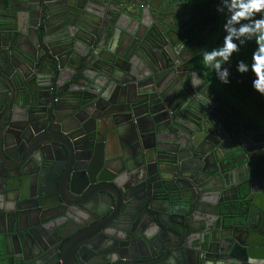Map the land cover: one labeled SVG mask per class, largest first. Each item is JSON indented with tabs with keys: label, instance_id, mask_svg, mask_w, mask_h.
I'll use <instances>...</instances> for the list:
<instances>
[{
	"label": "flooded vegetation",
	"instance_id": "af4514ba",
	"mask_svg": "<svg viewBox=\"0 0 264 264\" xmlns=\"http://www.w3.org/2000/svg\"><path fill=\"white\" fill-rule=\"evenodd\" d=\"M229 15L223 0H0V34L8 31L13 35L10 42L0 36V97L5 98L0 105V264H40L44 258L70 263L75 248L67 243H76L69 238L77 237L80 228L97 233L94 243L99 247L90 261L118 262L114 245L135 241L127 239L128 233L112 228L125 229L123 221L129 216L114 214L112 208L102 216L88 214L58 202L55 193L58 190L63 201L76 202L77 197L68 195L65 188L70 170L74 167L71 174L77 186L83 183L85 169L91 179L96 172V178H110L107 158L121 148L136 155L128 180L139 216L144 204L150 203L154 209L164 206L153 198L147 179L157 186L154 192L166 184L162 179L183 184L175 173L180 164L213 165L218 174L232 172L234 179L253 176V159L264 156V128L249 117V111L229 95L215 69L203 61V52L216 48L226 32ZM80 17L92 26H82ZM82 38L88 40L89 47ZM86 48L110 68L115 67L117 83L109 85V94L99 89L107 79L98 78L103 68L96 65L97 60L91 62L97 71L86 72L92 80L82 77L85 66L78 53ZM8 56L17 68L3 66ZM17 71L22 75H15ZM93 81L97 84V127L90 123L85 128L93 132L86 134L80 121L85 114L80 110L81 100L86 91L95 93ZM57 82L59 91L53 94ZM120 86L129 92L128 100L117 97ZM29 89L33 97L27 94ZM134 95L138 97L135 104L143 102L135 105L136 115L144 110L146 114L137 118L131 114L118 128L109 112L131 111ZM24 98L36 103L37 110L28 116L14 106ZM54 102L59 103L57 120L62 124L51 117ZM12 113L18 114L11 119ZM137 122L143 125L142 130H149L143 133L147 144L161 151L149 152L148 163L140 157ZM21 130H26L25 141L30 138L33 142L24 161L20 155L27 145L18 138ZM125 130L128 136L123 134ZM51 141L63 143L75 160L67 166L59 188L66 168L50 156L51 148L59 151ZM39 148L47 154L48 169L36 160ZM21 162L26 163L24 174L19 170ZM155 166L166 171L155 172ZM110 167L119 169L117 163ZM126 179L123 175L115 183L124 184ZM40 183L45 184L43 191L51 194H39ZM101 187L113 190V185L96 182V190ZM230 188L233 184L227 190ZM216 210L220 212L217 216ZM198 211L199 219L216 218L217 222L218 218L235 216L238 223L245 205L234 193L219 191ZM163 221L170 223L168 218ZM226 223L224 219V228L219 230L222 236L229 234ZM35 239L38 243L66 244L43 257L20 248L19 242L35 243Z\"/></svg>",
	"mask_w": 264,
	"mask_h": 264
},
{
	"label": "water",
	"instance_id": "95a60500",
	"mask_svg": "<svg viewBox=\"0 0 264 264\" xmlns=\"http://www.w3.org/2000/svg\"><path fill=\"white\" fill-rule=\"evenodd\" d=\"M4 9V8H3ZM9 10H11L9 8ZM12 16V15H11ZM14 19V16H12ZM88 17V16H87ZM81 25L90 28L92 23L81 19ZM89 33V32H88ZM4 41H11L13 35L8 31L0 34ZM88 45V40L82 38ZM15 44V42H14ZM84 61L85 68L83 69L82 77L88 81L92 79L88 77L87 71H97V68L93 63V60H97L96 65L103 70L99 71L98 78L107 79V83L103 86H99L101 93L109 94V85L114 82L117 83L115 79L113 69L114 66L110 68L104 63L103 59H97V56L93 52H89L87 48L82 52L78 53ZM4 67H15L12 59H4ZM91 63V64H90ZM90 64V65H89ZM11 65V66H8ZM92 65V66H91ZM58 68H61L60 64L57 62ZM22 75L19 71L15 75ZM94 76H97L95 74ZM11 82V81H10ZM93 81L91 87L95 93L91 91H86L83 96L81 103L83 108V116L81 124L84 128L91 123L92 128L97 127V84ZM55 85V81L53 83ZM7 85V84H6ZM27 85V84H26ZM58 82L56 83L57 89L59 91ZM26 86H23L25 88ZM25 93V92H24ZM31 93L33 97L32 90H28L27 94ZM1 95V94H0ZM29 97V96H28ZM60 96H58L59 98ZM117 97L119 99L128 100L129 92L122 86L118 87ZM138 99L136 95L133 96L131 103V111H111L109 112L115 125L123 127L125 124V119L127 116L133 114L134 118L139 116L144 117L146 111H140L138 115L135 109V105L139 107L142 101L135 104ZM5 98L1 99L0 105L4 104ZM59 105L58 102H54L53 111L51 112L52 119L56 120L60 124L61 121L57 120L56 107ZM14 106L23 111L22 115L28 116L32 112L37 110L36 103L22 100L21 103H14ZM145 113V114H144ZM150 112L149 114H152ZM18 113H12L10 118L12 119L14 115ZM148 114V115H149ZM77 118V117H76ZM138 126L137 137L138 144L140 146L141 152L140 157H142L145 163H148L149 152H161L156 145H148L144 139L143 133H147L149 130H142L143 125L136 124ZM82 128L84 132L90 133L93 130L88 128ZM18 133V138L20 141H24L26 151H24L20 156L23 155V161L28 157L30 150L32 148L33 142L30 138L25 141L24 134L26 130H21ZM62 133V129H59ZM126 136L129 135V131H123ZM84 138L88 137H83ZM56 143L59 151H55L53 148L50 149V156L54 160H60L63 163L65 172L62 171L61 178L59 179L58 188L60 187L63 177L67 172V166L74 164L75 160L73 156L66 149L65 145L59 141H51ZM81 144V143H80ZM34 149V148H33ZM38 157L37 161L46 164V168L50 167L48 163L47 154L39 148L37 150ZM3 155L10 159L7 152L4 151ZM209 155V154H208ZM230 155V153H228ZM139 156V155H138ZM19 157V156H18ZM17 157V158H18ZM136 155L132 154L131 151H124L122 148L118 153L114 155H109L106 164L111 172L112 176L110 178H96V173L94 174V179H91L89 172L85 169V178L80 186H77V182L74 179L73 174L74 167L66 175L65 178V188L68 195L77 197V201L69 203L63 201L64 199L60 195V192L56 191V196L58 197V202H63L67 206H77L78 209L86 211L88 214L104 215L110 208L114 214L118 213L120 215L129 216L128 220L123 222L127 223L125 229L112 228L116 232L122 231L128 233V240L132 239L135 243H116L114 245L115 253L117 259L119 260L113 264H264V156L255 157L253 159L251 168H253V176H240L239 178H233L232 172L218 174L213 165H200L194 166L190 163L180 164L175 167L176 177L182 178L183 184H178L174 180L162 179L166 181V184H160V191L154 192L157 186L154 185L151 178L147 179V183L150 184V193L153 198L158 202L163 203L162 209H154L151 207L150 203L144 204L142 206L143 214L139 216L136 213L135 208L138 204L135 202V193L128 180V175L132 167H135L134 160ZM46 162V163H45ZM118 164L119 169L114 170L112 167L114 164ZM247 164L243 165L244 168L248 167ZM25 162H21L19 170L24 174ZM24 167V168H23ZM157 168V169H156ZM165 172L166 170H161L158 166H155V172ZM129 172V173H128ZM30 174V172H27ZM248 174V173H247ZM125 175L127 179L124 184L118 185L115 183L118 178ZM171 179L173 177H170ZM96 182L106 185V183L113 185V190H107L101 187L96 190ZM113 182V184L111 183ZM233 184V188L227 190L229 186ZM39 194H51L43 191L45 188L44 183H40ZM219 191H229L238 196V200L245 205V214L240 217L238 223L235 221V216L221 217L214 220L199 219L197 214L199 213L198 207L206 202L211 196H216ZM162 198L159 201L158 198ZM21 199H24L21 197ZM37 204L43 208L40 199L37 200ZM97 206V208H96ZM134 206V209L130 207ZM99 210V211H98ZM102 210V211H100ZM105 211L104 213H101ZM220 214L218 210L215 211V216ZM220 216V215H219ZM170 219L169 224H165L163 219ZM224 219L227 221L226 229L229 230V234L222 236L219 230L224 228ZM194 223H198L197 228L193 227ZM218 224V226H216ZM37 235L42 236L39 230H35ZM77 237L69 238L74 240L76 243L71 244L75 248V256L72 258L70 263L59 262L56 258H44L41 260L40 264H99L96 261H90V258L97 255V243H94V239L97 237L95 230L88 232L86 229L80 228L77 231ZM35 243H21L19 242L20 248L24 250L31 251L33 254L37 252L38 255L42 254L46 256L48 253L54 252L59 246L61 248L66 243H38L37 239L34 240ZM104 247L105 244H100ZM37 250V251H36ZM36 255V256H38ZM36 264V263H35ZM102 264V263H100Z\"/></svg>",
	"mask_w": 264,
	"mask_h": 264
},
{
	"label": "clouds",
	"instance_id": "9594fccd",
	"mask_svg": "<svg viewBox=\"0 0 264 264\" xmlns=\"http://www.w3.org/2000/svg\"><path fill=\"white\" fill-rule=\"evenodd\" d=\"M223 4L230 13L224 25L227 35L221 47L203 52V61L216 70L222 83L228 84L229 69L223 65L230 61L233 53L240 51V45L255 37L257 49L252 55L251 71L256 79L252 87L264 96V0H223ZM257 16L260 18L256 19ZM237 71L247 73L249 66L239 61Z\"/></svg>",
	"mask_w": 264,
	"mask_h": 264
},
{
	"label": "trees",
	"instance_id": "16d2710c",
	"mask_svg": "<svg viewBox=\"0 0 264 264\" xmlns=\"http://www.w3.org/2000/svg\"><path fill=\"white\" fill-rule=\"evenodd\" d=\"M260 17L257 16L256 19ZM238 27V26H237ZM227 32L221 35L220 42L216 48L223 45V40ZM243 39V38H242ZM238 45L239 42L235 41ZM257 49L255 37L251 40H246L243 45H240V51L233 53L230 61L223 65L229 69V83L226 84L229 90V95L236 98V100L249 111V117L254 119L256 123L262 125L264 128V96L259 94L253 87V81L256 79L254 73L251 71L252 55ZM239 61H244L249 66L247 73H239L237 71V64ZM216 73V70H215Z\"/></svg>",
	"mask_w": 264,
	"mask_h": 264
}]
</instances>
